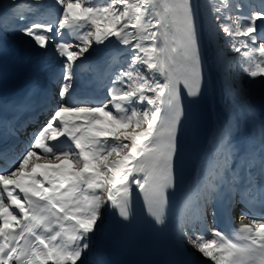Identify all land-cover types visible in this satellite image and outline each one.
Listing matches in <instances>:
<instances>
[{"label":"snow or ice","instance_id":"snow-or-ice-1","mask_svg":"<svg viewBox=\"0 0 264 264\" xmlns=\"http://www.w3.org/2000/svg\"><path fill=\"white\" fill-rule=\"evenodd\" d=\"M207 3L208 39L218 44L222 33L241 55V71L264 77V31L257 28L258 21L264 25V0L247 13L231 0ZM50 7L47 22L24 23L23 11L14 17L35 48L54 46L63 84L49 118L11 166L0 169V264H84L106 206L132 221L134 190L153 224L165 225L182 159L184 93L195 99L203 84L201 8L194 0H53ZM113 40L127 53L108 77L105 98L72 100L77 62ZM216 53L222 60L223 48ZM230 136L225 125L215 157L201 160L204 205L221 186L230 199L251 203L258 196L264 203V122L259 150H249L240 177L228 167ZM236 232L235 238L216 228L210 237L183 235L211 264H264V217L242 214Z\"/></svg>","mask_w":264,"mask_h":264},{"label":"bare ground","instance_id":"bare-ground-1","mask_svg":"<svg viewBox=\"0 0 264 264\" xmlns=\"http://www.w3.org/2000/svg\"><path fill=\"white\" fill-rule=\"evenodd\" d=\"M50 1L53 2V0ZM45 2H49V0H41L40 4L45 5ZM97 2H100V0H97ZM194 2L199 4L201 8V53L204 61L203 70L204 74L206 75L211 98L210 107L212 110V126L209 132L206 146L196 166L193 175L194 178L193 180H191L190 186L188 187L187 193L185 195L186 198L191 196L194 191L198 190L202 182L204 181L200 174L201 160L202 158L211 160L215 157L217 135L221 128L225 125L231 126L230 140L233 146V152L228 161L229 166L236 161L237 166L243 169L246 159L245 157L238 155L235 151V148L238 147L239 149H243L244 151H246L247 149L242 147L243 141H246L247 148L251 149L255 147L257 150H259V147L254 146L256 144V140L253 138V134L249 133L248 129L250 130L253 128V126L251 125H258L259 123V121H257L256 119L251 118L253 110L257 108L260 109L261 114L264 113V77L250 78L245 73L241 72L239 73V76H236V78H243V84L240 88L242 90V96L240 95L238 90L234 95L227 91L229 89L230 79H233L234 77L232 71L236 69L235 64H233V66H229L231 61L230 59L234 57V52L222 43L224 41V38L222 40L220 38L218 44L208 39L207 33L203 30V26L206 19L205 12L209 5L207 3V0H194ZM250 2L256 7H260L256 0H250ZM13 3L14 0H0V15L4 10H12ZM29 4H33V0H15L14 8L21 7V11H23L24 15L26 16V20L24 21V23H27L28 20L32 18V15L27 14L28 10H25L28 9ZM241 11L246 13L250 12L249 10L245 9V6L241 9ZM1 20L2 19L0 18V40L2 42L9 44L11 48H13V50L18 53L19 56H21V58L27 60L28 64L32 68L38 67V65L42 64L46 60V57H43L41 55L43 49L35 48L30 39L17 30L18 27L22 26V24H20L18 20L12 18L7 19L5 22ZM33 21L34 20L32 19L29 23ZM45 22H47V20ZM4 25H6L5 30H2L1 28ZM257 28L260 31H264V25H261L259 21L257 22ZM65 37L66 39H71V37L67 35ZM218 46L223 48L224 56L222 60L217 58L216 49ZM97 49L99 51H109V54L111 55V62L113 63L109 67H105L104 65H102L99 62V57L97 59V65L106 68V71L102 70L101 73L109 77L111 72L118 71L120 65L124 63L127 49L118 44L115 40H113V42L109 44L107 48L98 47ZM122 53L124 55L119 56ZM90 54H93V50ZM87 55H89V53ZM115 58H118V61H116ZM101 89H104V87H101ZM105 90L107 91V87L105 88ZM237 96L238 100L234 98ZM239 99L242 100V103L240 104H238ZM251 138L252 140H249ZM234 168L235 166H232L230 170H233ZM203 187L204 185L202 186V188ZM198 196L200 199H202V201H200L197 205L191 204L189 200L187 202V209L195 210L196 214L197 208L204 206L203 197L205 195L200 192ZM182 211L183 210H181L179 213L180 220L186 218L185 215H182ZM112 213L113 209L109 206H106L103 209V218L100 222L98 232L92 239L90 248L91 250L87 252V256L86 254H84L82 257V259L84 260V264H103V258L101 259L103 255L100 254L98 247L99 245L102 246V244L104 243L103 239L106 236L105 231L108 228ZM191 214L194 213L192 212ZM200 216L201 215L197 217L198 220H201ZM203 223L204 222L201 223V226ZM187 228L188 226L179 225L178 240L180 241V243L186 245L185 249L187 252H189V257L192 258L194 264H211V261L203 257L202 254H200L195 248L192 249V245L183 235V233L188 230ZM189 232H191V230ZM194 234L204 235L207 237H210L211 235L209 234V232L205 231L199 232L198 234L197 232H195ZM189 248L191 251H188Z\"/></svg>","mask_w":264,"mask_h":264},{"label":"rangeland","instance_id":"rangeland-1","mask_svg":"<svg viewBox=\"0 0 264 264\" xmlns=\"http://www.w3.org/2000/svg\"><path fill=\"white\" fill-rule=\"evenodd\" d=\"M234 54V57H232V59H230L231 61H230V65L229 66H232L233 64H234V62H235V60H237V58H238V56L239 57H241V55L239 54V53H233ZM235 59V60H234ZM236 63V62H235ZM247 85V84H246ZM249 140H252V138L251 139H249Z\"/></svg>","mask_w":264,"mask_h":264}]
</instances>
